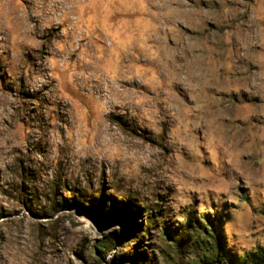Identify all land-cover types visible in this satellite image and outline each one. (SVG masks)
I'll list each match as a JSON object with an SVG mask.
<instances>
[{
    "label": "rangeland",
    "instance_id": "rangeland-1",
    "mask_svg": "<svg viewBox=\"0 0 264 264\" xmlns=\"http://www.w3.org/2000/svg\"><path fill=\"white\" fill-rule=\"evenodd\" d=\"M192 212L264 248V0H0V264H135L148 213L199 264Z\"/></svg>",
    "mask_w": 264,
    "mask_h": 264
},
{
    "label": "trees",
    "instance_id": "trees-1",
    "mask_svg": "<svg viewBox=\"0 0 264 264\" xmlns=\"http://www.w3.org/2000/svg\"><path fill=\"white\" fill-rule=\"evenodd\" d=\"M69 198L68 201L63 200V205H60V208H69L77 200L75 198ZM56 208H54L55 210ZM55 211H58L57 209ZM160 216L152 213H148V217L145 219V225L141 224L135 231L129 233L131 237V243L136 244V248H131L128 252L130 259H133L135 264H155L154 261H150L147 256L142 252L138 251L137 248L141 244L139 241L141 238L144 239L146 234H150L151 228L155 227ZM187 223L183 228V231L179 234L178 238L174 241L177 244V247L180 251H183L185 248V243L194 240L196 246L199 249L198 262L199 264H264V248H258L253 252L247 253L242 257H235L233 254L228 251L226 248V240L221 232L219 227V222L221 218L216 216L211 218L210 215H205L201 220H197L194 213H189L187 217ZM204 222L206 224H204ZM141 229H145L142 231ZM144 235H141V234ZM141 237V238H140ZM117 238L110 240H104L98 243L95 247L96 253L98 256L104 257L106 259V250H109L110 247H115ZM134 257H133V256Z\"/></svg>",
    "mask_w": 264,
    "mask_h": 264
}]
</instances>
